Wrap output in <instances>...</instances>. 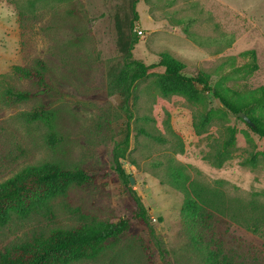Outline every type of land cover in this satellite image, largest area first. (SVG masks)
Returning a JSON list of instances; mask_svg holds the SVG:
<instances>
[{
    "label": "rangeland",
    "instance_id": "rangeland-1",
    "mask_svg": "<svg viewBox=\"0 0 264 264\" xmlns=\"http://www.w3.org/2000/svg\"><path fill=\"white\" fill-rule=\"evenodd\" d=\"M132 1L0 0V92L6 85L33 89L12 69L33 67L37 59L47 63L50 85L47 93L28 101H0V182L46 162L98 175L97 184L72 188L67 198L53 200L50 212L13 217L0 228V250L53 227L130 218V229L115 247L71 264H207L210 238L222 242L234 264H264V169L240 164L260 152L263 142L212 93L201 106L182 96H163L152 78L139 82L137 102L130 101L134 116L123 160L135 184L116 171L113 149L123 139L127 114L123 96L109 87V76L121 67L122 47L132 36ZM137 11L136 59L152 63L170 53L185 63L188 74L207 72L212 85L264 86V0H140ZM189 33L207 43L198 44ZM248 49L256 51L258 70L235 72L229 58ZM42 103L54 114L52 127L23 118ZM208 111L216 115L207 132L197 136L193 123ZM228 126L238 129L234 158L217 168L203 156L215 139L226 138ZM51 131L61 138L56 145L47 142ZM180 144L183 153L177 152ZM177 167L189 177L187 187L199 183L219 194L223 212L214 211L209 229L192 226L183 212V184L170 183L171 169ZM131 189L145 204L155 237L134 219Z\"/></svg>",
    "mask_w": 264,
    "mask_h": 264
},
{
    "label": "trees",
    "instance_id": "trees-1",
    "mask_svg": "<svg viewBox=\"0 0 264 264\" xmlns=\"http://www.w3.org/2000/svg\"><path fill=\"white\" fill-rule=\"evenodd\" d=\"M139 2L140 0L132 1L133 16L130 24L132 36L128 44L122 47L123 63L109 76V87L112 92L123 96L122 106L127 114L123 139L117 142L113 149L116 171L126 183L130 182V176L123 167V160L127 157L130 147V121L134 116L130 101L133 99L134 103L137 102V84L148 78H152L154 87L165 97L178 95L189 102L204 106L207 104L208 93H212L227 111L238 117L240 112L244 113L252 124L241 117L239 119L263 142V148L260 152L250 153L240 161V164L252 169L262 166L264 169V86L239 90L224 85H212L211 77L207 72L188 74L185 63L170 53L162 54L157 62L152 63L136 59L133 51L140 36L134 29L135 22L139 19L137 11ZM188 35L200 45L207 43L205 38L197 37L192 33ZM229 60L230 66L237 73L252 74L259 68L254 49L240 52L231 56ZM12 70L18 78L31 81L34 88L22 90L13 85H6L0 92L1 102L11 104L28 101L49 91L48 66L43 59H37L33 67L16 65ZM213 115H216V111L204 112L198 116L193 123L194 133L197 136L207 132ZM53 117L54 114L48 103H42L23 114V118L28 123L44 121L50 127H52ZM141 132L150 135L143 129ZM237 134L236 127L228 126L226 138L221 142L215 139L210 144V151L203 156V159L217 168L232 160ZM60 140L61 138L54 131L47 136V142L50 145H56ZM179 148L177 152L183 153L184 146L180 144ZM170 177L172 179L170 183L177 188H181L180 183L183 184L182 188L186 193L183 212L193 223L192 226L201 224L203 228L209 229V221L216 215L214 211L223 212L218 203L219 194L213 193V190L199 183L191 182L187 187L185 182L189 180V177L179 167L171 169ZM97 180L96 174H90L85 170H70L58 162L28 166L0 182V228L7 225L13 217L27 218L43 209L50 212L53 200L67 198L72 188L95 185ZM130 191L136 206L134 219L145 224L149 234L155 237L151 216L145 204L135 190ZM130 227V218H123L116 222L93 219L70 227H53L47 233L36 234L29 240L5 246L0 250V264H71L93 260L107 249L115 247ZM195 235L198 238L197 232ZM200 236L203 239L202 235ZM194 240L199 245L197 239ZM157 244L159 245L158 242ZM204 256L207 264H234L233 260L224 253L222 242L217 238H210Z\"/></svg>",
    "mask_w": 264,
    "mask_h": 264
},
{
    "label": "water",
    "instance_id": "water-1",
    "mask_svg": "<svg viewBox=\"0 0 264 264\" xmlns=\"http://www.w3.org/2000/svg\"><path fill=\"white\" fill-rule=\"evenodd\" d=\"M238 115H239V117L244 119L247 123L252 124L251 120L244 113L240 112ZM130 182L132 185L135 184V180L133 179V177H130Z\"/></svg>",
    "mask_w": 264,
    "mask_h": 264
}]
</instances>
